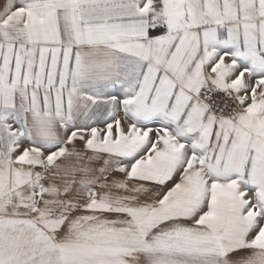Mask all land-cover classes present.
<instances>
[{
  "label": "snow or ice",
  "instance_id": "snow-or-ice-1",
  "mask_svg": "<svg viewBox=\"0 0 264 264\" xmlns=\"http://www.w3.org/2000/svg\"><path fill=\"white\" fill-rule=\"evenodd\" d=\"M0 264H264V0H0Z\"/></svg>",
  "mask_w": 264,
  "mask_h": 264
}]
</instances>
